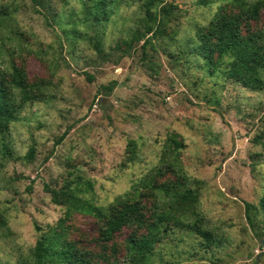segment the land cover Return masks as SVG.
Instances as JSON below:
<instances>
[{
	"label": "rangeland",
	"instance_id": "obj_1",
	"mask_svg": "<svg viewBox=\"0 0 264 264\" xmlns=\"http://www.w3.org/2000/svg\"><path fill=\"white\" fill-rule=\"evenodd\" d=\"M96 1L0 0V72L11 80L17 68L38 94L0 131V264L30 258L60 224L85 264H128L134 226L104 242L102 222L68 214L52 193L78 187L107 207L137 189L150 218L158 198L141 186L148 178L198 190V210L220 241L207 248L170 224L151 264H264V90L207 65L190 44L222 0H162L177 12L162 38L145 33L142 0H106L99 14ZM246 24L243 34L264 32V7ZM246 204L256 206L253 225Z\"/></svg>",
	"mask_w": 264,
	"mask_h": 264
},
{
	"label": "trees",
	"instance_id": "obj_2",
	"mask_svg": "<svg viewBox=\"0 0 264 264\" xmlns=\"http://www.w3.org/2000/svg\"><path fill=\"white\" fill-rule=\"evenodd\" d=\"M223 4L206 25L196 28L190 39L193 51L209 66L226 65L225 75L244 88L252 91L264 90V32L245 30L248 21H256L261 15L264 0H222ZM106 0L95 2V13L104 12ZM227 6L238 10L227 13ZM142 27L151 37H164L165 30L177 12L163 5L162 0H142ZM141 29L133 33L135 40H140ZM144 37V34H143ZM151 37L145 40L149 43ZM10 78L0 72V131L8 128L16 119L20 110L38 98L37 86L27 82L25 73L13 68ZM90 81L93 80L88 76ZM114 84L104 87L112 91ZM66 133L56 144L61 143ZM178 135L170 139L175 151L183 147ZM31 152L29 156H32ZM160 172V171H159ZM179 174V172H176ZM181 174V173H180ZM180 176V175H179ZM181 178L183 176H180ZM141 186L153 191L158 199L152 217L148 218L140 198L142 192L126 193L116 198L114 205L98 206L80 196L76 187L69 193L53 192L52 199L57 204H64L67 213H79L95 217L103 223L101 238L104 242L113 241L123 228L134 226L135 230L126 243V262L128 264H151L154 248L161 243L163 232L172 224L175 228L188 231L201 238V245L210 248L219 246L216 231L206 226L204 216L199 212V193L185 181L156 185L152 179H145ZM259 207L264 213V192ZM256 208L246 204V217L253 225L250 210ZM59 228V229H58ZM90 261L84 255L77 254L75 246L66 239L63 225L44 233L38 239L33 255L19 264H85Z\"/></svg>",
	"mask_w": 264,
	"mask_h": 264
},
{
	"label": "water",
	"instance_id": "obj_3",
	"mask_svg": "<svg viewBox=\"0 0 264 264\" xmlns=\"http://www.w3.org/2000/svg\"><path fill=\"white\" fill-rule=\"evenodd\" d=\"M262 244L264 245V241H262Z\"/></svg>",
	"mask_w": 264,
	"mask_h": 264
}]
</instances>
